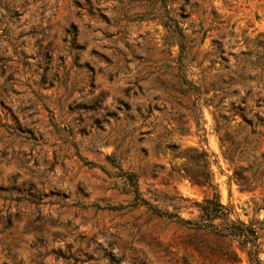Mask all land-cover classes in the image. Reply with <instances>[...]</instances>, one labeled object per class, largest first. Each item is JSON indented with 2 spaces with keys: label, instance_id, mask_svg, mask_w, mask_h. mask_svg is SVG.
Returning <instances> with one entry per match:
<instances>
[{
  "label": "rangeland",
  "instance_id": "1",
  "mask_svg": "<svg viewBox=\"0 0 264 264\" xmlns=\"http://www.w3.org/2000/svg\"><path fill=\"white\" fill-rule=\"evenodd\" d=\"M234 88L264 120V0H0V264H264V187L228 182L218 143L254 138L218 118ZM213 193L256 255L150 210Z\"/></svg>",
  "mask_w": 264,
  "mask_h": 264
},
{
  "label": "trees",
  "instance_id": "2",
  "mask_svg": "<svg viewBox=\"0 0 264 264\" xmlns=\"http://www.w3.org/2000/svg\"><path fill=\"white\" fill-rule=\"evenodd\" d=\"M181 79L183 84L187 87L190 86L183 75ZM234 82L230 81L228 86L234 85ZM213 90L214 92L219 91L218 89ZM230 96V108L226 110V116L218 115V118L228 124L233 121L235 116L240 117L242 122L251 126L250 135L254 136V138L252 140L246 139L247 133L244 126H240L234 134H230L227 129H224L222 135L218 137L222 157L229 164L231 171V174L227 177V181L234 182L242 190H254L258 187H264V151H259V144L257 142L259 138L264 136V130L261 131L259 129V124L263 126L264 120L259 119L255 115V122L251 124V120L246 118L245 99L238 96V89L234 88ZM213 98H216V95H212L207 102H212ZM222 99L223 97L214 106L215 112H219L221 109L219 104ZM242 104L244 106H241ZM221 128L222 124L215 118V133L218 134ZM193 162L199 168V171L191 178L213 188L211 183L213 174L209 169L210 162L206 158V155L203 153L199 154L198 158L194 159ZM242 162H245L246 165L240 166L239 164ZM187 177L189 178V176ZM195 207L197 217L194 220L183 219L176 213L161 212L155 207H150V210L159 218L174 221L189 229L208 231L214 235L228 238L236 241L240 247L248 246L250 252L256 255L259 250L257 242L259 236L256 230L240 221L230 220L229 210L219 203L217 193H213L211 198H204L200 203H195ZM119 208L114 206L106 207L108 210H118Z\"/></svg>",
  "mask_w": 264,
  "mask_h": 264
}]
</instances>
